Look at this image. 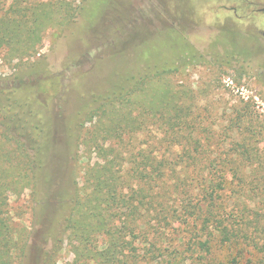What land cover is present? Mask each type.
I'll return each mask as SVG.
<instances>
[{
	"label": "trees",
	"instance_id": "1",
	"mask_svg": "<svg viewBox=\"0 0 264 264\" xmlns=\"http://www.w3.org/2000/svg\"><path fill=\"white\" fill-rule=\"evenodd\" d=\"M77 13L71 0H0V61L38 55L45 31L59 36ZM179 40L170 59L184 63V51L192 49ZM153 56L148 52L144 60ZM163 60L121 73L115 89L66 126L67 153L72 148L70 154L86 162L61 227L74 263L136 264L143 258L180 264L189 256L193 264H237L247 247L263 252L257 235L264 214L249 208L264 175V148L252 152L251 145L264 134L245 127L253 116L240 111L227 126L215 123L187 85L169 80L183 64ZM24 70L0 77V264H16L25 245L10 197L45 185L49 138L62 140L51 117L36 118L40 111ZM48 86L56 94L57 77ZM151 127L160 136L156 148L148 142L128 148ZM223 142L228 151L222 155Z\"/></svg>",
	"mask_w": 264,
	"mask_h": 264
},
{
	"label": "rangeland",
	"instance_id": "2",
	"mask_svg": "<svg viewBox=\"0 0 264 264\" xmlns=\"http://www.w3.org/2000/svg\"><path fill=\"white\" fill-rule=\"evenodd\" d=\"M71 1L78 6L76 17L59 36L55 37L53 29L45 31L38 55L26 61H0V77L15 78L25 68L24 81L33 85L31 101L40 111L36 118L51 117L62 138H49L42 175L45 185L10 197L11 215L25 235L16 264H77L70 246L62 240L61 227L76 187L81 185L86 162L70 154L72 148L67 153L65 129L78 111L93 108L107 90L115 89L112 86L124 71L134 74L164 58L183 64L169 80L187 85L199 105L209 107L215 123L227 126L226 119L240 111L237 114L253 116L245 127L264 134V12L258 11L264 0ZM177 39L185 49H192L184 51V63L170 59L172 53H178ZM148 52L155 58L144 60ZM53 77L58 79L56 94L48 86ZM159 139L151 127L130 139L128 148L140 142L156 148ZM251 146L252 152L261 151L264 140ZM220 150L222 155L228 151L226 143ZM261 180L263 188L249 209L264 214V175ZM66 185L64 195L58 196ZM257 237L263 252L247 247L237 264L264 263V229ZM225 255H219L217 261ZM185 257L180 264H193ZM136 264L157 263L142 258Z\"/></svg>",
	"mask_w": 264,
	"mask_h": 264
},
{
	"label": "flooded vegetation",
	"instance_id": "3",
	"mask_svg": "<svg viewBox=\"0 0 264 264\" xmlns=\"http://www.w3.org/2000/svg\"><path fill=\"white\" fill-rule=\"evenodd\" d=\"M261 8H263V7H261ZM261 8H259L258 11H259V12H264V11L261 10Z\"/></svg>",
	"mask_w": 264,
	"mask_h": 264
},
{
	"label": "water",
	"instance_id": "4",
	"mask_svg": "<svg viewBox=\"0 0 264 264\" xmlns=\"http://www.w3.org/2000/svg\"><path fill=\"white\" fill-rule=\"evenodd\" d=\"M261 10H262V11H264V7H263V8H261Z\"/></svg>",
	"mask_w": 264,
	"mask_h": 264
}]
</instances>
